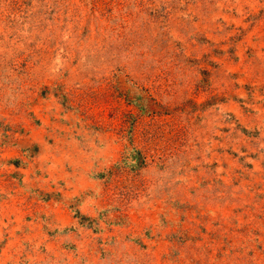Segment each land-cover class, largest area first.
Wrapping results in <instances>:
<instances>
[{"label": "rangeland", "instance_id": "1", "mask_svg": "<svg viewBox=\"0 0 264 264\" xmlns=\"http://www.w3.org/2000/svg\"><path fill=\"white\" fill-rule=\"evenodd\" d=\"M0 264H264V0H0Z\"/></svg>", "mask_w": 264, "mask_h": 264}]
</instances>
